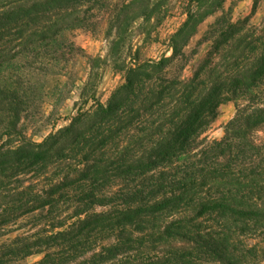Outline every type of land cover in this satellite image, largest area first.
I'll list each match as a JSON object with an SVG mask.
<instances>
[{
  "label": "trees",
  "instance_id": "1",
  "mask_svg": "<svg viewBox=\"0 0 264 264\" xmlns=\"http://www.w3.org/2000/svg\"><path fill=\"white\" fill-rule=\"evenodd\" d=\"M163 1L127 0L118 40L125 10L159 22ZM224 1L191 0L169 56L123 66L105 103L34 142L22 122L65 73V32L107 0H0V239L15 234L0 264H264V20L217 17L184 76L189 41ZM229 102L233 118L207 140Z\"/></svg>",
  "mask_w": 264,
  "mask_h": 264
},
{
  "label": "rangeland",
  "instance_id": "2",
  "mask_svg": "<svg viewBox=\"0 0 264 264\" xmlns=\"http://www.w3.org/2000/svg\"><path fill=\"white\" fill-rule=\"evenodd\" d=\"M255 1L225 0L221 10L203 20L186 48L192 57L184 72L185 77L191 75L193 65L206 54L208 44L203 36L217 17L226 14L232 21L249 18V23L253 26L262 23L264 0H258L254 8ZM190 2L191 0L163 1V6L168 8L167 14L159 22L152 19L149 24H145L141 18L132 20L141 10V4H136L132 9L125 10V31L121 33L119 40L116 36L115 18L127 0H107L104 5L91 11L86 28L67 30L64 35L69 45L73 44L75 52L67 51L61 59L64 75L48 76L45 79L44 87L49 93L40 103L41 107L38 109L37 106L30 118L22 122L26 136L34 142H41L49 134L67 125L69 118L79 108L88 109L94 101L105 103L114 89L124 82L123 66L135 61L169 56V38L186 20ZM85 86L86 92H83ZM234 114L235 106L232 102L221 105L216 120L205 134L207 140L220 139L226 123ZM14 235L0 239V242ZM39 259L38 255L29 257L26 261L33 263Z\"/></svg>",
  "mask_w": 264,
  "mask_h": 264
}]
</instances>
